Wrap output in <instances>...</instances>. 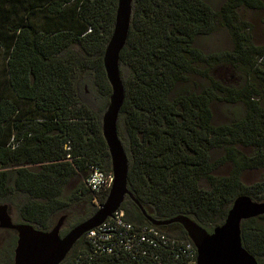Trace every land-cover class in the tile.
Segmentation results:
<instances>
[{"label": "trees", "instance_id": "16d2710c", "mask_svg": "<svg viewBox=\"0 0 264 264\" xmlns=\"http://www.w3.org/2000/svg\"><path fill=\"white\" fill-rule=\"evenodd\" d=\"M218 1L134 0L120 53V64L130 68L121 110L129 190L152 217L187 215L208 231L224 222L239 195L264 199V180L250 186L241 180L246 170L264 169V45L253 44L235 21L239 7L262 3ZM117 5L118 0H0V58L6 57L14 94L0 96V198L28 193L20 213L37 229L48 230L51 216L67 205L60 194L73 175L84 174L75 197L93 193L85 185L89 162L111 171L102 121L80 99L73 63L93 70L101 90L110 92L103 55ZM222 27L232 32L233 48L201 52L197 37ZM215 101L241 103L242 109L230 122L215 124ZM240 146L254 152L245 155ZM218 149L224 154L214 160ZM228 162L231 172L216 176ZM99 196L102 203L107 194ZM121 209L128 220L149 223L129 197ZM257 218L264 215L242 222L241 236L259 263L264 227L254 224ZM157 227L190 240L178 223Z\"/></svg>", "mask_w": 264, "mask_h": 264}, {"label": "water", "instance_id": "95a60500", "mask_svg": "<svg viewBox=\"0 0 264 264\" xmlns=\"http://www.w3.org/2000/svg\"><path fill=\"white\" fill-rule=\"evenodd\" d=\"M134 0H118L112 35L103 55V65L111 86L108 107L102 117L103 137L110 154L113 182L106 199L88 218L72 227L64 235L62 216L48 230L35 228L30 223H14L7 204L0 205V227L17 232L14 264H59L83 235L102 224L119 210L129 197L146 220L155 226L180 224L197 249V264H259L244 246L241 224L244 220L264 215V200L256 201L239 195L233 201L224 222L212 231L202 227L187 215L157 219L149 215L129 190L130 161L119 137L118 121L126 97L121 76L120 53L126 46L133 14Z\"/></svg>", "mask_w": 264, "mask_h": 264}, {"label": "rangeland", "instance_id": "374dc122", "mask_svg": "<svg viewBox=\"0 0 264 264\" xmlns=\"http://www.w3.org/2000/svg\"><path fill=\"white\" fill-rule=\"evenodd\" d=\"M219 0L218 2H220ZM262 6L258 8H252L248 6H241L236 10V24L240 27L241 31L249 36L251 42L255 45H264V0H261ZM195 45L203 53L223 51H230L233 48V36L232 32L228 28H219L215 31L200 35L196 39ZM73 50L81 55L80 50L76 47H72ZM70 51H65L63 54H68ZM75 59V58H74ZM72 61V60H71ZM73 62V61H72ZM6 57L0 58V96L10 97L13 96V92L8 85L7 70H6ZM76 71L74 74V81L78 87V93L80 99L89 105L92 110L98 115L102 121V117L108 107L110 92L107 93L99 87L96 82L94 72L91 69L82 70L76 63ZM121 76L123 81H127L130 76V68L126 64H120ZM219 72V71H218ZM223 73V72H222ZM261 83V82H260ZM242 109L241 103L228 104L223 101H215L212 104V110L214 115L215 124L230 122L235 114H239ZM119 137L125 148L128 149L129 141L125 130L124 115H120L118 121ZM245 155H251L254 152L252 147H238ZM224 154L222 149L215 150L212 153L213 159H217ZM233 168L232 163H226L215 170L216 176H225L231 172ZM109 169L111 170V164L109 163ZM13 174L10 179L12 180ZM84 180V174L78 173L73 175L69 182L63 187L60 198L67 202L63 208L57 210L50 218L49 228L51 229L58 220L65 216V220L61 229V233L65 234L66 230L79 224L89 216H91L101 204L100 196L89 193L75 197L76 191L80 193V185ZM241 180L243 184L250 186L264 180V169H251L241 173ZM13 181L10 183L12 184ZM206 187V186H205ZM30 196L26 192L17 191L13 193L10 198H0V205L7 204L8 210L14 223H26L22 218L20 210L22 205L29 200ZM264 200V199H263ZM262 200V201H263ZM126 217V215H125ZM127 218V217H126ZM31 224V223H30ZM254 224L264 227V219H256ZM33 225V224H32ZM17 232L12 229H5L0 227V264L14 263V249L17 244ZM83 237L72 247L68 255L74 256L83 247ZM10 250V254L9 253ZM259 264H264V257L259 258Z\"/></svg>", "mask_w": 264, "mask_h": 264}, {"label": "built area", "instance_id": "2783aa9c", "mask_svg": "<svg viewBox=\"0 0 264 264\" xmlns=\"http://www.w3.org/2000/svg\"><path fill=\"white\" fill-rule=\"evenodd\" d=\"M112 171L88 163L85 185L98 195L108 194ZM127 260L131 264H197V249L191 240L167 234L150 223H134L123 209L86 232L83 247L59 264H112Z\"/></svg>", "mask_w": 264, "mask_h": 264}, {"label": "flooded vegetation", "instance_id": "af4514ba", "mask_svg": "<svg viewBox=\"0 0 264 264\" xmlns=\"http://www.w3.org/2000/svg\"><path fill=\"white\" fill-rule=\"evenodd\" d=\"M62 234V233H61ZM62 235H64V234H62Z\"/></svg>", "mask_w": 264, "mask_h": 264}]
</instances>
